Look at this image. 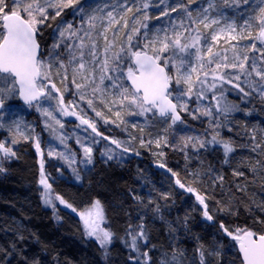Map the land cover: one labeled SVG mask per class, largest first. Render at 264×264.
I'll list each match as a JSON object with an SVG mask.
<instances>
[{"label":"snow or ice","instance_id":"snow-or-ice-1","mask_svg":"<svg viewBox=\"0 0 264 264\" xmlns=\"http://www.w3.org/2000/svg\"><path fill=\"white\" fill-rule=\"evenodd\" d=\"M166 0H160L161 4H165ZM188 4H195L196 0H187ZM80 0H12L9 6L7 0H0V19L3 20L4 32H0V78L4 80H12L13 83L7 88L8 94L13 93L14 85L19 84V91L25 103L32 106L33 102L37 104V110L40 111V102L44 97H51L52 93L46 91L47 86L41 82L43 79H50L52 70L57 69L64 71V81H68V70L71 69V83L75 86L80 99H86V93L83 90L91 88L92 94H101V102L105 103L111 111L113 106H119L121 109H126L134 106L137 111H127L124 115L128 116H144L147 119L148 113L152 114L153 118H163L165 122L170 118L171 124L169 128L176 125L177 122L183 123L180 112L188 111V99L193 96L197 99L198 107L196 112L200 115L214 118L217 123L210 126L213 127L214 134L211 139H201L200 137H181L183 141L182 150L191 146L193 149H206L209 145H219L223 149L225 163H228L230 153L235 152L233 142L220 137L216 128L220 127L219 114H223L227 119L229 113L237 111L238 105L228 102L224 95V83L231 84L233 88L238 89L243 93L241 99L249 96L251 93L246 91L241 84L247 85L252 91L258 92L264 98V0H258V3L253 4L252 0H222L224 8L233 9L237 15L230 18V22L226 23L225 27L220 28V31L228 32V39L237 43L231 46L233 52L232 60L229 61L225 50V54L219 51H214V47L208 44L207 37L200 31L197 25H203L204 29H210L213 26H219L223 21L229 20L221 12V5L217 0H209L207 7H201L197 10L196 16L193 17L191 10L183 3H177L176 7L170 9L171 12H177L181 9L186 13V18L181 20L179 28L183 31H178L175 22L172 27H156L151 28L148 21L152 19L147 13L149 5L143 4L144 15L142 19L133 21L129 31H118V27L123 21V29H129V21L125 18L127 13L133 12V8L128 5V0H124L121 4L118 0H113L111 4L105 3L103 7L97 5L91 10L92 14L85 12L83 8L79 9L81 18V27L74 28L73 22H68L66 26H58L59 35L54 39L53 44L49 47L48 55L43 57L41 45L37 40L39 28L44 25L48 19L55 20L61 16L64 9L78 6ZM111 10H108V9ZM243 9V10H242ZM49 10H55V15L50 16ZM141 11L136 9L137 14ZM106 12V16L103 13ZM122 12L124 15L117 19L116 13ZM215 12L219 19L210 16L209 13ZM99 13V15H98ZM26 16L27 18H23ZM169 10L165 8L160 12V17H168ZM156 19H159L157 17ZM242 19L243 24H238V20ZM97 20L106 21V24L101 25L103 30L94 37V31L97 29ZM253 22L259 28L255 37L249 45H241V41L252 37V32L248 31L245 36L244 32L252 28ZM87 27H83V25ZM111 31L113 39H109L107 33ZM235 33V34H234ZM98 37H102L104 45L101 48L98 44ZM117 48V40H121ZM213 42H218V34L213 32L211 35ZM187 41V42H184ZM257 41L261 47L257 46ZM141 43L143 47L141 48ZM206 47V51H205ZM115 49V50H114ZM151 51L152 55L148 52ZM259 52V57L256 53ZM66 57V59H65ZM128 61H134V66L139 70V75L134 71V67L130 65L127 70V78L132 82V88L129 89L123 84V65ZM215 67H212V65ZM198 65V67H197ZM228 69L233 70L236 74L233 75ZM174 70V75L170 74ZM196 74V79L193 80V74ZM211 76V80H209ZM77 80H81L78 83ZM108 82V83H106ZM177 86L175 90L170 88L171 83ZM220 85L218 88L217 85ZM94 85V86H93ZM181 85L186 86V90L181 88ZM199 85L196 90L195 86ZM52 88L56 89V85L52 84ZM67 84L65 91H67ZM5 92V89H0V96ZM213 92L211 99L216 102L215 109L217 115L214 116L211 106H206L201 109L199 102L206 99V93ZM104 96L110 97L109 100L103 99ZM188 99H185V98ZM175 101V102H174ZM89 107H93V100L87 99ZM4 105V100L0 99V108ZM60 111L64 115H76V112L68 111L64 106L63 95L60 97ZM42 115L55 120V116L48 109L42 110ZM97 116H102V113L97 111ZM118 119H123L121 112H116ZM81 120V124L91 128L93 133L100 136L95 123L83 117H77ZM193 118H198L193 115ZM107 122V121H106ZM2 126V125H0ZM50 125L46 122V127ZM62 128L63 125L61 124ZM136 127V125H133ZM18 131V127H17ZM27 139L28 137H24ZM104 139H107L105 137ZM253 141L255 136L253 135ZM17 141L14 139L12 144ZM60 142L64 143V138H60ZM81 144L84 153V159L80 161L85 165L93 163L92 152L93 148L86 146V141H77ZM168 143L167 139L164 140ZM118 148L121 147V142L112 140ZM143 146L144 142L141 141ZM159 146L160 141H157ZM37 153H40L39 141L35 145ZM175 147V145H173ZM261 148L260 144H254L252 151ZM128 152V148L123 149ZM51 155H59L64 159H68L63 153H54ZM162 154V153H161ZM109 160L115 158L113 150L102 153ZM16 156L12 146L0 141V160L10 159ZM71 163H76L73 159ZM264 165V161H256L250 168L255 172L257 168ZM164 167L163 164L160 165ZM3 167H0V172H3ZM75 172L76 170L73 169ZM171 171V169H169ZM175 176L176 173H173ZM234 175L243 176L240 171H234ZM77 180L80 176L77 174ZM221 183L223 177L216 178ZM181 188L185 185L179 180L176 181ZM44 187V192L41 197L46 204H51L50 197L51 185L44 176L43 160H41V179L39 181ZM215 183V181H214ZM244 191L245 189H239ZM187 191L193 192L194 189L188 188ZM61 204H66L61 197H57ZM136 199H139L137 197ZM197 201L204 207L203 216L208 221H213V216L209 214L208 205L205 203L207 197L197 195ZM151 203V201H149ZM219 203V202H218ZM67 207L72 208L71 204ZM264 207V206H262ZM228 205H225L220 211H229ZM75 211V209H73ZM156 211H159L157 206ZM81 220L84 223L86 235L94 236L99 242L101 248L107 250L108 244L112 241L113 233L100 228L98 221L104 219L103 207L99 200L93 202L91 209L87 212L80 213ZM264 223V221H261ZM132 226H130L131 229ZM139 231L130 230L127 234L131 239L128 245L133 251L139 253V241L147 240L145 224L141 223ZM221 229L233 240L240 245V253L243 255V264H264V234L259 235L255 239V234L246 229H237L233 235L223 224ZM170 231H175L171 229ZM242 233V234H241ZM195 252L199 256V264H207L206 256H219L220 252L216 248L208 249L204 245H198ZM143 255L147 258L144 264H148L150 257L148 252ZM135 259L139 264V255L130 257ZM159 264H187L186 253L183 249L173 247L171 253L165 252L160 259Z\"/></svg>","mask_w":264,"mask_h":264},{"label":"trees","instance_id":"trees-1","mask_svg":"<svg viewBox=\"0 0 264 264\" xmlns=\"http://www.w3.org/2000/svg\"><path fill=\"white\" fill-rule=\"evenodd\" d=\"M256 3L258 0L253 4ZM191 6L188 4V8ZM153 11L157 10L148 9L150 17ZM59 19H48L50 28L45 32L39 28L37 38L43 53ZM173 87L174 83H171L170 88ZM227 97L232 99L228 102L238 105V110L229 113L227 119L219 114L220 127L215 131L219 130L220 137L233 142L235 153L246 150L257 155L250 164L241 163L240 168L235 169L231 153L225 163L219 145H209L206 149L189 146L182 150L181 137H195L197 133L210 140L208 136L214 134L210 121L211 125L217 121L200 113L193 114L198 117L194 119L181 111L183 123L177 125L184 127L186 133L174 138L172 148H166L162 154L164 167L160 166V170L153 167L151 162L155 159L145 156L146 148L142 145L135 147L141 157L132 155L123 162H105L95 154L89 175L79 182L62 178L47 180L51 185L52 208L45 206L41 197L44 187L39 183L38 153L31 142L18 138L22 142L16 156L1 162L4 171L0 172V264H138L137 260L130 259L138 255L139 264H144L147 259L141 255L144 252L151 258L148 264H159L162 255L170 254L174 246L185 251L187 264H199L195 249L201 244L220 252L219 260L216 256H206L207 264H242L235 248L237 241L220 225L233 235L243 227L253 233L264 232L261 222L264 212L260 203L264 199V172L259 173L260 167L255 172L250 170L256 161H264V152L261 153L262 145L252 151L254 145H251L249 132L251 120L264 115V99L260 103L252 93L244 100L234 99L231 95ZM215 104L212 100L214 116L217 115ZM203 107L204 104L201 109ZM33 119L38 127L40 118L33 115ZM173 133L171 131V135ZM163 168L171 169V173ZM234 171H242L244 175H234ZM215 173L223 177V182L213 186L210 177ZM202 175L205 182L199 181ZM150 179L155 182L151 192ZM177 180L186 189L190 187L198 195L207 197L205 203L213 221L203 216L200 203L191 192L183 190ZM159 183L161 188L156 187ZM162 189L168 194L162 193ZM57 197L66 204H61ZM96 200L100 201L104 211L100 228L113 233L107 250L101 248L94 236L86 235L80 217V213L91 209ZM225 205L230 210L220 211ZM157 206L159 211H156ZM141 223L145 224L148 238L139 241L137 253L128 246L131 239L127 233L139 231Z\"/></svg>","mask_w":264,"mask_h":264},{"label":"rangeland","instance_id":"rangeland-1","mask_svg":"<svg viewBox=\"0 0 264 264\" xmlns=\"http://www.w3.org/2000/svg\"><path fill=\"white\" fill-rule=\"evenodd\" d=\"M256 0H253V3H255ZM25 2H28V0H25ZM113 0H80V3L78 6H73L67 9H64V11L61 13L62 16L57 17L59 19L56 22L55 27L53 28L52 32L49 35V39L47 41L46 51L43 53L42 58H46L48 55V49L53 44L54 39L59 35L58 33V26L63 27L66 26L68 22H73L74 28H80L81 27V18L79 17V9L83 8L86 13L92 14L91 10L95 8L97 5L100 7H103L105 3L111 4ZM119 3L123 4L124 0H118ZM183 0H166L165 4H161L160 0H128V5L133 8V12L127 13L125 18L129 21V29H123V21H121L120 26L118 27V31H129L131 28V25L135 20L142 19L144 15V9L143 4L147 3L149 5L148 9L153 8V16L152 19L148 21L151 28L155 29L156 27H172L171 22H175L177 26L178 31H183V29L179 28V24L181 23V20L186 18V13H184L181 9H178L177 12H171L170 9L172 7H176L177 3H183ZM209 0H196L195 4H191L192 6L188 8V3H183L187 6L189 10L192 11L193 17L196 16V12L201 7H207ZM217 3L221 5V12L224 16L228 17L229 20L223 21L219 26H213L210 29H204L203 25H197L200 28V31L204 33V35L207 37V41L209 45H212L214 47V51H219L222 55L225 54V50H227L226 54L229 57V61L232 60L233 52L231 51V46L236 44V41H231L228 39V32L227 31H220V28L225 27L226 23L230 22V18L233 16H236L237 13L231 9V8H224L222 6V0H217ZM9 6L12 4V0H9L8 2ZM140 8L141 11L139 14H137L136 9ZM165 8H168L169 10V16L168 17H160V12L164 11ZM148 9L146 10L148 15ZM108 10H111L110 8ZM50 16L55 15V10H49ZM99 15V13H98ZM103 15L106 16V12L103 13ZM124 15L122 12H117L116 17L117 19H120V16ZM210 16H213L214 18L219 19L218 16H216L215 12L209 13ZM159 17V19H156ZM25 18H27L25 16ZM98 27L94 31V37L97 36L99 32L103 30L102 26L103 24H106V21H96ZM238 24H243V20H238ZM83 27H87V25H83ZM49 26V21L47 20L44 25L40 26V31L45 32ZM4 28L2 27V19H0V32H4ZM248 31L252 32V37H248L247 40L241 41V45H249L251 40L255 37L256 33L259 31L258 26L255 22H253L252 28L244 32V35H248ZM215 32L218 34V42H213L211 39L212 33ZM235 34V33H234ZM109 39H113L112 32L109 31L107 33ZM123 42V38L121 40H117V48L119 47L120 43ZM187 42V41H184ZM98 44L102 48L104 45V41L102 37H98ZM257 46L261 47L260 43L257 41ZM141 47H143V43H141ZM115 50V49H114ZM206 51V47H205ZM151 55V51L149 52ZM260 53L257 52L256 56L259 57ZM66 59V57H65ZM132 65L131 61H128L123 65V74L125 75V72L128 70V67ZM133 66V65H132ZM198 67V65H197ZM212 67H215L213 64ZM135 70V68H134ZM230 73L235 75L236 73L233 72V70L228 69ZM57 69L52 70V74L50 79H43L42 77L41 82L43 85H46L45 83L51 82L56 85V89H59L60 91L57 92L55 89H53L51 86H47L46 91H50L52 93L51 97H44L40 102V111L37 110V104H33L31 107L29 105L24 104L20 101L18 94V87L17 85H14L13 93L8 94L6 91L8 86L13 83L12 80H4L0 78V89H5V92L2 96H0V99L4 100V105L2 108H0V141L5 142L7 145L12 146L13 151L16 152L19 145L21 144V140L18 138H24L28 137L27 141L31 142V145L35 147L36 143L39 141L40 143V153H38V163L40 164L41 168V160H43V170H44V176L47 180H57L58 178H62L65 180H72L75 182H79L82 178H86L89 174L91 165H85L81 163L84 159V153L83 148L80 143L77 141L80 140L82 142L86 141V146L92 147V158H94L95 154H97L98 158L101 160L108 162L111 160H116L118 162H123L126 158L132 156V155H138L141 157L140 153L136 152V145H142L141 141L143 140L144 144L143 146L146 148V155L150 156L155 159V161H152L151 164L153 167H156L160 170V165L162 163V154L166 151V148H172V143L175 141L174 138H177V136L181 135L182 133H186V129L184 127L179 128L177 124L173 125L171 128H169V125L171 124L170 118L167 120V122L164 121L163 118H153L151 113L146 114L147 119L144 116H128L124 115L127 111H137V109L134 108V106L126 109H121L119 106H113L111 111L109 110V107L105 105V103L101 102V94L97 93L95 96L91 92V88H87L84 91L86 93V99L81 100L80 99V93L77 92L75 86L71 83V69L68 70V82L64 81V71L60 70L59 75L56 74ZM174 75V70L172 73ZM2 75V74H0ZM123 75V84L125 87L130 86L125 80V77ZM196 79V74H193V80ZM211 80V76L208 78ZM81 80H78V83H81ZM108 83V82H106ZM174 83V82H173ZM172 83V84H173ZM67 84L68 91L70 93L68 94L67 91H65V85ZM94 86V85H93ZM184 86V87H183ZM181 85L180 87L186 90L185 85ZM242 87L245 88L246 91H250L254 96L256 95L257 99L260 101V103L263 101L264 98H262L258 92L252 91L247 87L245 84H241ZM176 85L174 83L173 90L176 89ZM217 87L219 88L220 85L218 83ZM195 89H199V85L195 86ZM225 97L227 95H231L235 97L234 99L238 98L241 99V96H243V93H240L238 89L233 88L231 84L224 83L223 89ZM61 94L63 95L64 100V106L67 108L68 111L76 112V115H64L60 111V97ZM218 93L213 92H207L206 99H202L199 102V106H212V99L211 97ZM242 94V95H240ZM87 99L93 100V106L95 108V111L93 110V107H89L87 104ZM103 99L109 100L110 97L104 96ZM185 99H188L187 97ZM231 99L229 97L226 98ZM232 100V99H231ZM214 103H216L213 100ZM198 107L197 99L195 96H193L191 99H188V111H182L185 112L188 117H193V114H198L196 112V108ZM48 109L53 113L56 120L60 121V124H57L55 120L50 119L49 117H46L42 115V110ZM99 111L102 113V116H97L96 112ZM121 112V115L123 119H118L115 115L116 112ZM33 115H37L38 118H40V125L37 127L36 122L33 119ZM77 117H83L84 119H88L91 122L95 123L97 131L101 133L100 136H97L96 133H93L91 128H88L87 125L81 124V120ZM107 121V122H106ZM46 122L48 127H46ZM201 123V121H199ZM63 125L61 128L60 125ZM133 125H136V127H133ZM18 127V131H17ZM171 131L174 132L171 135ZM219 132V130H216ZM250 137H251V145L254 144H260L262 145V152H264V115L260 119H252L251 120V126L249 129ZM188 133V132H187ZM208 132H206L207 134ZM212 133H214L212 131ZM195 137H200L201 139H204L203 136L195 133ZM193 135V136H194ZM253 135L255 136V141H253ZM192 136V135H189ZM64 138V143L62 144L60 142V138ZM107 137V139H104ZM208 137H212L210 134ZM16 140L17 142L15 144H12L13 140ZM167 139L168 143H165L164 140ZM112 140H117L121 142V147H117L115 144H112ZM160 141V144L158 146L157 141ZM173 140V141H172ZM128 148V152H124L123 149ZM109 149L113 150L115 154V158L109 160L107 156L102 155V153L108 151ZM36 151V147H35ZM52 151L54 153H63L65 157L68 159H64L60 157L59 155H49L48 153ZM242 151V150H241ZM37 153V151H36ZM162 153V154H161ZM231 159L233 161V165L236 168H240L241 163H244V165L250 164L252 160H255L256 155H252L250 152H240V154L237 153H231ZM75 159L76 163H71V161ZM5 160V159H4ZM10 160V159H9ZM3 160H0V166L1 162ZM237 165V167H236ZM2 167V166H1ZM73 169L76 171L74 172ZM164 169V168H163ZM234 169V170H235ZM167 172L171 173L167 168H165ZM264 172V165L259 168V173ZM77 174L80 176V179L77 180L76 176ZM221 176L219 173H215L211 175V180H213L212 185L218 184L220 182L216 178ZM204 175L199 179L200 182H205ZM202 180V181H201ZM215 181V183H214ZM148 183L151 184L152 188L149 189V191L154 190V181L151 179L148 181ZM161 183L157 184V188H161L159 186ZM183 190L187 191V189L184 187ZM45 191V190H44ZM43 191V192H44ZM162 193L168 194L166 189L161 190ZM189 192V191H188ZM148 193V192H147ZM193 196L196 199V196L198 195L195 192H191ZM260 201L261 206H264V199H261ZM199 203V201H198ZM45 206H49L52 208V204H46L44 202ZM202 213L204 211L203 205H201ZM262 210L264 212V207H262ZM100 221H98L100 225ZM242 229L249 230L245 227ZM252 231V230H249ZM264 232L254 233L260 234ZM242 234V233H241ZM235 235V234H234ZM216 258L219 260L220 255L216 256ZM240 259V258H239ZM241 260V259H240Z\"/></svg>","mask_w":264,"mask_h":264},{"label":"water","instance_id":"water-1","mask_svg":"<svg viewBox=\"0 0 264 264\" xmlns=\"http://www.w3.org/2000/svg\"><path fill=\"white\" fill-rule=\"evenodd\" d=\"M23 18H25V17H23ZM2 27H3V20H2ZM37 40H38V38H37ZM41 48H42V47H41ZM41 50H42V49H41ZM148 54L151 55L150 53H148ZM131 63H132V65H133V67L135 68V66H134V61H131ZM134 71H136V74L139 75V70H138V69L135 68ZM124 77H125V80H127L128 84H129V86H130V88H132V82H131V80H129V79L127 78V71L125 72ZM15 85H17V87H18V94H17V96L19 97V99H20L21 102H23L24 104H26L25 101H24V99H23V98L21 97V95H20L19 84H15ZM170 87H171V84H170ZM174 102H175V101H174ZM33 104H35V102H33ZM26 105H28V104H26ZM180 115H181V119H182V114H181V112H180ZM177 123H179V122H177ZM261 234H264V233L256 234V235L254 236V238H255V239H258L259 235H261ZM235 248L237 249V252H238V254H239V258L241 259V263L243 264V255H242V253H240V250H239V249H240V245H239L238 242L235 244Z\"/></svg>","mask_w":264,"mask_h":264},{"label":"flooded vegetation","instance_id":"flooded-vegetation-1","mask_svg":"<svg viewBox=\"0 0 264 264\" xmlns=\"http://www.w3.org/2000/svg\"><path fill=\"white\" fill-rule=\"evenodd\" d=\"M45 84H46V86H51L52 87L53 83L47 81Z\"/></svg>","mask_w":264,"mask_h":264},{"label":"bare ground","instance_id":"bare-ground-1","mask_svg":"<svg viewBox=\"0 0 264 264\" xmlns=\"http://www.w3.org/2000/svg\"><path fill=\"white\" fill-rule=\"evenodd\" d=\"M241 152L243 153V152H249V151L242 150ZM238 154H240V153H238ZM256 156H257V155H256ZM256 158H257V157H255V159H256ZM241 172H242V171H241Z\"/></svg>","mask_w":264,"mask_h":264}]
</instances>
